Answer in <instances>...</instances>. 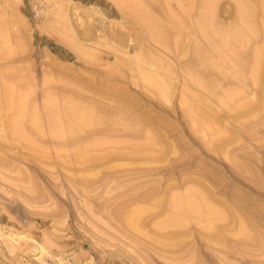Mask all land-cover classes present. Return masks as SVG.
Returning a JSON list of instances; mask_svg holds the SVG:
<instances>
[{"label":"rangeland","instance_id":"1","mask_svg":"<svg viewBox=\"0 0 264 264\" xmlns=\"http://www.w3.org/2000/svg\"><path fill=\"white\" fill-rule=\"evenodd\" d=\"M177 1L0 0V16L9 25L16 49L12 59L0 62V75L14 72L22 76L23 92H29V100L40 114L46 100H53L59 107L55 111L63 112L65 118L81 114L94 122L93 126L78 129L72 137L65 132L64 139L48 136L50 133L38 135L35 130L25 132L29 144L22 138L13 139L0 123V264H264V197L254 201L251 192L243 186L253 181L247 174L252 167L264 182V134L260 136L263 139L258 131L254 135L259 139L251 137L252 133L247 136L250 132L247 127L246 139L242 140L238 130L240 120L237 121L232 107L226 108L220 100L224 93L236 87L237 74L228 70L229 79L214 77L217 89L213 96L192 87L191 77L181 64L195 59V45H203L205 40L196 30L191 32L192 36L184 37L177 29L168 27L164 46L153 40L146 25L134 16V7L144 2L151 11L149 16L167 26L171 13L185 8V4ZM185 1L192 5L190 19L193 20L190 21L193 22L198 17L199 6L201 11L206 0ZM215 2V12L218 10L215 26L240 25L238 0ZM252 2L258 24L259 20H264V0ZM261 35L254 37L251 45L243 50L249 53L261 45L264 40ZM135 42L140 43V47ZM142 68L150 75L160 74L163 79H169V91L165 95L158 94L156 88L143 81ZM156 68H159L157 74ZM164 68L174 69V79L170 74L168 78L169 72L165 74ZM163 73L167 77L161 75ZM189 88L192 94L201 95L202 100L209 98L207 104L213 112L219 113L215 127L209 132L203 131L199 124L196 127L192 121L197 116L192 115L184 103ZM261 99L264 102V96ZM263 102L259 118L260 114L264 117ZM12 113L9 111L7 115ZM117 114L124 124L135 119L133 125L141 122L142 132L136 127L140 133L134 130H130L132 134L124 133L120 131L123 127L111 125L112 120H118ZM121 115H126V120ZM97 119L103 123H96ZM42 120L47 126L44 116ZM65 122L69 127L73 125L72 130L77 128H74L77 123L68 119ZM66 123L64 127L70 131ZM44 125L43 129L48 131ZM115 127L119 131L114 130ZM145 128L147 132L154 131L150 134L159 139L155 147L151 145L146 151L151 156L142 153L140 156V150L134 148L147 142L145 138L150 134L146 136ZM257 139L260 147L263 142L258 152L255 150L259 147ZM203 140L212 143L213 151ZM99 141L104 144L99 145ZM250 141L256 144L253 143L255 149ZM86 144H89V152L86 151L85 156H98L100 163L83 164L76 156ZM121 145L128 148L122 149ZM239 163L244 166L242 172L238 169ZM244 168L250 169L244 173ZM186 188L202 190L209 199L215 196L211 202L228 218H224L225 222H216L218 231L215 232L200 220L192 219L179 231L181 238L173 236L171 240L172 235L161 231L158 222L170 213L168 203L172 194L184 196ZM262 190L264 192V185ZM260 202L262 205L258 207ZM140 209L142 215L137 213ZM132 212L136 216L140 214L138 222L129 223Z\"/></svg>","mask_w":264,"mask_h":264},{"label":"bare ground","instance_id":"2","mask_svg":"<svg viewBox=\"0 0 264 264\" xmlns=\"http://www.w3.org/2000/svg\"><path fill=\"white\" fill-rule=\"evenodd\" d=\"M215 1H217V0H211V1H207L206 0V1H204L205 4L202 6L201 11H200V8L201 7L199 6L198 17H196V20L194 18L195 21H193V22L190 21V20H193V19H190L191 18V15H192L191 12H192V9H193L191 3L190 2H187L185 0H182V1L179 0V1H177L180 4H183V5L185 4L184 5L185 8L182 9V10H180V11H178V12H176V13H174V14H172L173 13L172 12L171 15H170V19H169V17L167 18V19H169V25H167L168 23H166L167 26H164L163 25L164 22H160L155 17L153 18V16L151 14L149 16V13L151 11L147 10L146 4L143 5V3L145 1L143 3L139 2L140 4H138V5L135 4L136 6H139V5L140 6L138 8H136V9H135V7H136L135 6L133 11H134V14H135L134 16L136 17V19L140 20L141 22H143L144 25H146L147 31L150 34V37H152L153 40L157 41L159 44H162V45H164V43H166L167 40H168V39L165 38V36H167L166 29L168 27L177 29L180 34L183 33L182 35H184V37L190 36L191 35V32H193L195 30H196V32H198V34L200 35V38L205 40V42H204L205 44L202 43L204 46L201 45V44L200 45L199 44L195 45V50H194L195 51V54H196V56L194 57L195 59H192L191 58L186 63H183V64L179 63V64H181L183 70H185V72L189 75V77H191V80L189 79V81L192 84H190V85L192 87H196V89H197V87H198V89L200 88V90H202L203 92L207 91V92H209V94H207V95L213 96V95L216 94L215 93L216 92L215 89H217L216 88V85H215L216 82L214 83V81H213L214 77L216 78L218 76L221 79H223V78L224 79H226V78L229 79L230 73L228 72V70L229 71H235L234 74L236 73L237 74V77L235 75L234 76H235V78H236V80H237L238 83L236 82L237 85H236L235 88H233L234 90L232 89V90H229L227 92L225 91L226 93H224V96L222 97V99H220L222 101L221 104L223 106H225L226 108H230L231 109V107H232V110L234 111V113H236L237 118H238V119L237 118L236 119H237V121L240 120L239 122L241 123V126H239L240 129H238V130L240 132L239 134H241L240 137L241 138L243 137L242 140L246 139V135L248 134L247 136H249L250 133H252L251 134V137L254 136V138L255 137L258 138V135L256 134L257 136H255L254 133H256L258 131V134L260 133L259 134V137L261 136V134H264V127L261 126V125L264 124V121H263L264 120L263 119L264 117L262 118V115L261 114H260V118H262V120L258 117L259 116V113L258 112L261 111L262 102H263L261 98L264 96V40H262L263 43L261 45H259L258 47L256 46V48H254V49L252 48L253 50L250 51L249 53L246 50H243V48L247 49L251 45V42H252V40H253L254 37L258 38L257 37L258 35H260V34L264 35V20H261V21L259 20L258 21V24H257V21H255V14H256L255 10H256V7L253 5L254 4L252 2L253 0H238V2H240V4H239V6H240L239 7L240 8L239 9V13L240 14L237 13V15L239 14V17H240V19H239V24L240 25H238L237 27H234V26L233 27H228L229 25H224V26L221 25L223 27H220L219 24L217 26H215L214 24H216V23H214V20L216 18L214 19V17H215V13L217 14V12H218V10H217V12H215V9H217V8L214 7L215 6V3H216ZM120 3L122 4V2H120ZM163 3L166 4V2H164V1H163ZM202 4L203 3H201V5ZM259 4H260V2H259ZM251 5H253V6H251ZM253 7L255 8V10H254ZM148 9H149V7H148ZM259 12L261 13V11H259ZM259 12L257 10V13H259ZM162 14H164V13H162ZM168 14H170V13H168ZM127 16L128 17H131L129 15V13H127ZM135 17H134V19H135ZM256 17H258V15H256ZM3 18L4 17H2V15H1L0 16V62H3L4 60L7 61V60L12 59L13 56L15 55V53H16V49L12 45L13 42H14V40L12 38L13 35L11 36V31H10L9 25H7L8 23L6 21H4ZM259 22H262V24L259 25ZM230 26H231V24H230ZM138 27H139V25H138ZM170 30L172 31V29H170ZM139 31H141V30L139 29ZM169 35H170V33H169ZM262 35H261V37H262ZM136 36H134V37H136ZM121 39H123V38H121ZM143 39H145V37ZM143 39H142V41H143ZM134 40L132 39V42ZM137 40H138V37H137ZM139 40H138V42H140ZM145 41H146V39H145ZM258 42L260 43V41H258ZM135 44L138 45V43H136V42H135ZM139 45H141V44L139 43ZM166 47H168V44H167ZM141 53L142 52H140V54ZM134 54H135V52H134ZM137 55H139V54H137ZM141 57L144 58V56H141ZM130 58H131V56H130ZM135 58L137 59V58H139V56L136 57V55H135ZM140 60H138V61H140ZM133 61H135V59ZM144 61H145V58H144ZM140 63H142V62H140ZM167 63H169V62H167ZM135 64L133 62V65H135ZM162 65H163V63H162ZM168 65H169V67L172 66L170 64H168ZM137 66H138V68L140 67L139 65H137ZM0 67H2V66H0ZM134 67L135 66H133V69H134ZM153 69H155V68L153 67ZM156 69L157 70L155 71V73L158 71L159 68H156ZM172 69L173 68H171V70L165 69L167 71L165 74H167L169 72L168 73V78H169V74H170L171 77H172V75L175 74L173 72L174 69L173 70ZM127 70H128V68H127ZM131 70H132V68H131ZM137 70H139V69H137ZM142 70L144 71L143 73H141V76H142L143 81L145 80L146 82L149 83V85L151 87L156 88L157 91H158V94L160 93L162 95L163 94L165 95L166 92L169 91L170 88L168 89V85H169V87H171L170 86L171 85V82L168 83L169 82V79H167V78L163 79V77H161L160 74H157V73H156L157 75H150L143 68H142ZM135 71H136V69H135ZM139 71L142 72L141 70H139ZM111 72H113V71H111ZM113 73H115V72H113ZM15 74L16 73L13 72V75H14L13 76L11 73H9V75H7V72L6 73L3 72L0 75L1 76L0 77V123L2 122L1 124H4L5 125L4 127H6L8 129L9 135L12 136L13 139L15 138L18 141L19 138H22L24 141H26L27 140V137H26L25 132H28V133L29 132H31V133L35 132L38 135H47V133H50V134H48V136L51 135L53 137V135H54V137H56V138L59 137L60 139L61 138L64 139L65 138V135H66L65 132H67L68 137L69 136L72 137V135L77 134L78 131L82 127L83 128H84V126L89 127L88 125H92L93 126V123L94 122H92V120H90V119H89L90 121H88L87 120V117H85V116H83L81 114H74V115H71V116L70 115H67L68 118H67V116L65 118L63 112H62L63 113V115H62V113H60V111H55V108L59 109V107L58 106L56 107L57 103L55 104L54 102H52L53 100L52 101L46 100V102L44 103L43 112L40 114L35 109L36 106L35 107L33 106V103H32L33 101L32 100H29V92H26V93H25V91L23 92V89L25 88V85L23 84L22 76H20V75L16 76L17 74L16 75ZM165 74L163 73L161 75L166 76ZM172 79H174V78L172 77ZM215 81H216V79H215ZM228 86H229V84H228ZM156 89H154V91H156ZM189 89H187L188 90V92H187L188 97H187V95H184V96L187 97V99L185 98L186 100H185L184 103H185L186 107L188 108V110L190 111V113L192 115L195 114L197 116V118L192 119L194 125L196 127H197L196 124H199V126L201 125L202 126L201 129L203 131H205V130H207V131L208 130H212L215 127L214 125H216V122H217L218 117H219V113H217L215 110H214V112H215L214 113L212 111V109H211L212 107H210L211 105L207 104L206 101H208L209 98L207 99V97L205 96L207 100L205 99L206 101H204V100H202L203 97H200L201 95L200 96L194 95L195 93L192 94L191 93V89H190V91H189ZM221 90L224 91L222 88H221ZM192 91H193V89H192ZM216 97H217V95H216ZM161 98H164V96H162ZM219 98H218V100H219ZM33 100H35V99H33ZM220 100H219V102H220ZM9 111L10 112L12 111L13 113H12V115H9L8 116L7 113ZM124 111H120V113L121 112L123 113ZM262 111H263V109H262ZM263 112H261V113H263ZM190 113H188V114H190ZM134 115H136V114H134ZM43 116H44V119L46 121L44 123H46V125L48 127L45 126L42 123L43 122V120H42ZM114 116H113V118H115ZM117 116H118V118H117L118 120H116V119H115L116 121L115 120H112L111 125L117 126V127H120V128L123 127V128H121L122 130L120 129V131H122V132L124 131V133H125V132H129L130 130H132V132H133V130L134 131L137 130L136 127H138L139 128L138 130L141 131V128H142L140 126L141 125V122H139L140 123L139 125L134 124L135 125L134 126L132 122L136 121V119L134 121H132V120L129 119L131 122L129 121L128 123L124 124V122L122 123L119 120V115L118 114H117ZM122 116L123 115H121V117ZM124 117H122V119L123 120H126ZM129 117H130V114H129ZM191 117L192 116L189 115V118H191ZM97 118H99V117H97ZM135 118H137V117H135ZM66 119H68V121H71L73 123L74 122L77 123V126H75L76 124H74V128L75 127H77V128L74 129V130H72V128H70V127H72L73 125L70 126V127L67 126L68 122L67 123L65 122ZM86 121H88V122H86ZM96 121H97L96 123H98V124L99 123H103L101 120L98 121V119ZM64 123H66V127H68V129L70 131H68L67 128L64 127ZM73 123H70L69 122V124H73ZM240 123H238V124H240ZM43 125L45 126V129L46 128H49L48 131H46L47 129L46 130L43 129L44 128V127H42ZM195 126H194V128H195ZM199 126H198V128H199ZM117 127H115L114 130L115 129H118ZM247 127L249 128V131L250 132L246 134V132L248 131ZM30 128H32V129H30ZM148 128H147V130H148ZM198 128H196V129H198ZM110 129L112 130L113 128L111 127ZM151 129L154 130V128H151ZM32 130H35V131L32 132ZM117 131H119V129ZM139 131H136V132H139ZM150 131L151 130H149L148 131L149 133H148L146 131V128H145V132H147L146 133V136H148L147 134H150ZM155 131H156V129H155ZM132 132L130 131L131 134H132ZM153 132L151 131V133H153ZM158 132L156 131V133H158ZM195 132H197V131H195ZM6 134H8V133H6ZM127 134H129V133H127ZM204 134L206 135L207 133L205 132ZM217 134H218V132H217ZM9 135H6V136H8V138H9L10 137ZM220 135L222 136L221 133H220ZM155 137L156 136H153L152 134H150V136L147 137L148 139L145 138V140H147L146 143H144L142 141L144 144L143 143L142 144L140 143V145L138 144L139 147H134V148H137V149L140 150V156H141V153L142 154H147V155L151 156V154L146 153V151H147V149H148L149 146H151V145H154V147L156 146L155 141L158 138L155 139ZM222 138H224V137L222 136ZM231 138H233V136ZM263 138H261V139H263ZM10 139H12V138H9V140ZM249 139L251 140L250 137H249ZM258 139H257V141H258ZM204 140H203V142H204ZM255 140L256 139H254V141ZM20 141H22V140H20ZM208 141L206 143L204 142L205 143V146L207 144H209ZM222 141L223 140H221V142ZM238 141H239V139H238ZM246 142H248V141H246ZM246 142H245V145L247 144ZM250 142L252 143V141H250ZM27 143L29 144V141ZM97 143L99 145H103L104 144L103 141L102 142L99 141ZM97 143H94V144L98 145ZM242 143H244V142H242ZM242 143H240V144H242ZM258 143H259V141L256 144H258ZM17 144H19V143H17ZM222 144H224V143H222ZM32 145L33 144H31V146ZM248 145H249V143H248ZM260 145L258 144L256 146H259V147L256 148V146H255L253 148L254 149L256 148L255 150H257V149L258 150H261L260 148L263 147V142H262V147H260ZM12 146H14V145H12ZM31 146H30V148H31ZM121 146L122 147H120V146H118V147H120L122 149L125 148V147H126V149L128 148L126 145H125V147L123 145H121ZM209 146H211V147H209V149L212 150L213 149L212 143H210ZM214 146H216V145H214ZM206 147H204V148L206 149ZM242 147H244V145H242ZM151 148H153V146ZM244 148H242V149H244ZM88 149H89V144H86V146H82L78 150V152H77L78 154L76 153V156L83 162V164L84 163L85 164L88 163L91 166L92 164L100 163L101 158H99L98 156L97 157L96 156H91V154H89L90 155V158L89 157L87 158L85 156L86 153L89 152V151H87ZM262 149H264V147ZM37 150H38V148H37ZM139 150H137V151H139ZM218 150L220 151V149H218ZM258 150H257V152H258ZM212 151H208V152H212ZM257 152H255V153H257ZM251 154H249V155H251ZM112 155L114 156L115 154H112ZM117 155L123 156L120 153H118ZM110 156H108V157H110ZM1 158H3V156ZM252 158H254V157H252ZM103 159H105V158H103ZM239 160H240V158H239ZM241 160L243 161L242 158H241ZM237 162H238V160H237ZM244 162H245V160H244ZM242 164H244V163L242 162ZM239 167H242V166H240V163H239ZM239 167H238V169H241V172H242V169H243L244 166L242 168H239ZM244 169H245V172L244 171L243 172L246 173V170H249L250 168L249 169L244 168ZM251 170L252 171L250 172V174H249V172H247V174L250 175V177L252 176L251 178H252L253 181H251L250 184L244 183L243 186H244V188L246 187V190L248 189L251 192V197H252L253 200L256 199V201L257 200L260 201L264 197V192L262 190L263 185H264L263 184L264 182L262 183L261 180L259 179V176L257 177L256 170L253 167H252ZM253 178H255V179H253ZM262 181H264V180H262ZM174 187H176V186H174ZM169 188H171V187H169ZM177 188L179 189V186ZM171 190H169V192ZM173 190H172V192H173ZM175 190H177V189H175ZM186 190H187L186 192L184 191L186 193V195H184V196H182V195L180 196L179 195L180 197L179 196H176V194H172L170 192L173 195V196H171V199H169L170 200V203H168L169 204L168 206H170L169 207L170 208V213L167 216H165L166 218H164L163 220H161V222H158L159 223L158 224V228L161 229V231L164 230V231L169 232L170 233V236L172 235L171 238L173 236H174V238H176L180 234L179 231H181L182 229L186 228L187 225H189L188 223H189L190 220L197 219V220H200L201 222H203L204 224H206L208 226V228L210 230H212L213 232H215L214 230L218 231V228H216V222H218V221H224L225 220L224 218H228V217H225V216H227V214L222 213V211L220 209H219L220 210L219 211L218 208L214 205L215 203H212L211 202V199L214 198L215 196L214 197H211L212 196L211 195L210 196L211 199H209V196L206 195V194H204V192H202V190L200 191L198 189H192V188H189V189L186 188ZM148 192L147 193L145 192V193L148 194ZM205 193H207V192L205 191ZM209 194H211V193H209ZM137 197H138V195H137ZM145 198H146V195H145ZM153 198L154 197H152V199ZM144 200H146V199H143L142 201L146 203V201H144ZM165 200H163V201H165ZM209 200H210V202H209ZM131 201L132 200L129 201L130 202V205L132 204ZM151 201H149V202H151ZM160 201H162V199ZM255 203H257V202H255ZM261 203L262 202H260V204H258L259 206L258 205L257 206L260 207V205H262ZM164 204H165V202H164ZM225 207L227 208L229 206H225ZM140 208H142V207H140ZM145 209L146 208H144L143 210H145ZM229 209H230V207H229ZM140 211H142V210L141 209L138 210L137 213H139ZM134 213H135V211H134ZM134 213L132 212V216H133L132 218H129V217H131L129 215V217H128L129 220H130L129 223H135L134 221L137 220V219H139L140 214H139V216H136ZM121 214L123 215V213H121ZM141 215H142V213H141ZM235 215H237V214H235ZM233 221H234V219L232 220V222ZM136 222H138V220ZM237 222L240 223V220L239 221L237 220ZM204 228H205V226H204ZM224 228H226V227H224ZM219 231H220V229H219ZM218 234L220 236V233H218ZM166 237L170 238L169 236H166ZM178 238H181V237L179 236ZM171 240H173V238ZM179 241H181V240H179ZM159 244H161V243H159ZM183 246H184V244H183ZM179 247L182 248V246H179Z\"/></svg>","mask_w":264,"mask_h":264}]
</instances>
